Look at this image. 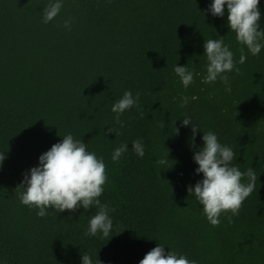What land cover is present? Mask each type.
<instances>
[{
	"label": "trees",
	"instance_id": "1",
	"mask_svg": "<svg viewBox=\"0 0 264 264\" xmlns=\"http://www.w3.org/2000/svg\"><path fill=\"white\" fill-rule=\"evenodd\" d=\"M52 2L0 0V264H81L84 251L93 262L138 264L158 243L196 264H264V46L253 56L238 43L227 12L207 10L212 0H61L46 24ZM258 7L264 30V0ZM208 39L233 52L240 71L225 73L227 86L219 77L203 82ZM176 64L194 72L189 86ZM126 90L140 94L144 116L134 106L120 115L121 127L111 107ZM184 116L198 129L195 147ZM111 125L117 134L105 136ZM207 131L236 152L234 166L257 174L239 214L229 223L231 212H222L216 227L187 192L203 178L193 155ZM69 133L106 165L99 199L115 209L109 237L84 234L95 206L48 207L40 217L17 196L23 173ZM136 139L143 157L132 149ZM121 144L128 150L113 161ZM167 150L171 166L163 168L157 161Z\"/></svg>",
	"mask_w": 264,
	"mask_h": 264
},
{
	"label": "clouds",
	"instance_id": "2",
	"mask_svg": "<svg viewBox=\"0 0 264 264\" xmlns=\"http://www.w3.org/2000/svg\"><path fill=\"white\" fill-rule=\"evenodd\" d=\"M259 0H212L208 11L217 17H223L227 12L229 29L235 33L238 43L247 47L248 51L256 56L260 53L264 41V30L260 29L259 21L261 13L258 7ZM62 8L61 0L48 3L43 8V22L52 21ZM71 20L64 21V27L70 28ZM206 55V76L204 83L220 80L227 86L228 76L225 74L235 70L236 62L233 52L224 44L223 39H208L203 42ZM239 63L246 60L244 48L240 49ZM175 74L180 78L183 86L187 87L193 82L194 72L185 65H175ZM230 90V89H229ZM139 93L133 97L131 91L126 90L111 107L115 113L114 121L123 127L120 115L132 107L140 111L143 118L144 112L138 104ZM188 103L187 97L182 98L181 106ZM182 126L191 125L187 116L181 121ZM163 122L161 127H163ZM192 126V125H191ZM197 128L192 126V146ZM175 132L178 129L175 128ZM107 133L117 134V130L111 125ZM63 139L51 145V147L38 157V165L29 168L23 173V179L19 186L22 189L17 192L20 202L29 207L39 209L37 215L45 216L46 208L52 207L56 213L64 210L75 212L79 208L85 211L96 207L97 211L89 219L86 236H95L101 233L109 237L113 228V221L109 216L110 211L106 203H101L99 197L104 191L107 180L106 165L102 158H98L94 152L87 150L86 143L81 139H74L72 134L62 136ZM203 146L194 152L193 160L198 165L196 173H202L203 178L194 185L187 187V192L203 206V213L214 227L219 226V216L222 212H231L228 222H232V216L238 215L243 202L253 191H256L257 174L250 167L242 172L232 164L236 159V152L226 145H222L217 135L212 131L203 132ZM132 149L139 157L144 156V146L139 139L132 141ZM128 150L126 144L117 147L112 160L118 161L123 153ZM168 151L157 163L163 168H168ZM5 159L4 152H0V163ZM161 167V168H162ZM246 178V182H244ZM81 264H103L99 259L93 262L91 256L84 251L81 254ZM138 264H196L186 256L179 255L174 251H165L162 244L158 243L150 251L145 253Z\"/></svg>",
	"mask_w": 264,
	"mask_h": 264
}]
</instances>
